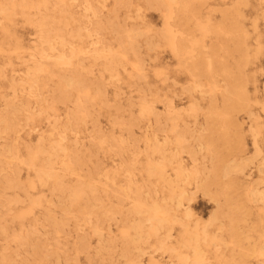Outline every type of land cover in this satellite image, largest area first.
Returning <instances> with one entry per match:
<instances>
[{"label":"rangeland","instance_id":"obj_1","mask_svg":"<svg viewBox=\"0 0 264 264\" xmlns=\"http://www.w3.org/2000/svg\"><path fill=\"white\" fill-rule=\"evenodd\" d=\"M257 2L0 0V264H264Z\"/></svg>","mask_w":264,"mask_h":264},{"label":"bare ground","instance_id":"obj_2","mask_svg":"<svg viewBox=\"0 0 264 264\" xmlns=\"http://www.w3.org/2000/svg\"><path fill=\"white\" fill-rule=\"evenodd\" d=\"M115 2L117 1V0H114ZM165 2H166V4H167V8L165 9L166 11H167V13L166 14H164V18H165V22H166V24L170 27V29H171V31H172V34L170 35V41L172 40V43L174 44V45H177V43H176V41H175V36H174V29H173V25L174 26H176L177 27V23H179V27H182L181 25L182 24H184L185 26H187V29H191L190 28V26H191V23L194 25V28H197V26H199V25H201L202 24V20H203V16H200V14L202 13V9H201V7H192L191 6V8H190V11L187 13V15H186V18H184V17H181V16H179L177 13H176V11H178L179 9H174L175 8V6H176V2H179L180 0H164ZM220 2H222V3H224V4H227V3H229V2H231L232 0H219ZM263 0H258V2H257V6H255L254 7V9H249L247 12H246V14L247 15H250V16H253V17H255L256 16V14H255V12L258 10V7H260V6H262V4H263V2H262ZM253 5H254V3H253ZM252 5V6H253ZM118 10V9H117ZM113 11H116V10H113ZM121 16H124V17H127L128 19L129 18H132L133 16H131V14H128L127 12H125L124 14H122V15H119L118 14V12H116L115 13V15H114V18L115 19H119ZM243 15H240V14H236L235 12H229L228 10L227 11H224V12H222L221 13V15H220V19L222 20V21H227L229 18H231V17H235V18H237L238 20L242 17ZM110 18H112V16H109ZM205 17V16H204ZM214 19V18H213ZM99 21H101V20H99ZM89 23L91 22L90 20L88 21ZM177 22V23H176ZM174 23V24H173ZM257 21L256 20H254V24H255V27L257 28ZM94 24V23H93ZM238 27H240L239 25H238ZM101 28V27H100ZM219 29H221L222 30V32H224V30H223V27H220ZM239 30H242L241 29V27H240V29ZM117 36H119V31H116V33H115ZM130 35H127V37H129ZM123 43H124V41H122V40H120L119 41V44H121V45H123ZM128 44L129 45H133L134 44V41L133 40H131V41H128ZM240 45H242V44H240ZM177 46H179V45H177ZM240 48H243L244 46L242 45V46H239ZM95 50H97V48H95ZM209 67H211L210 66V63H209ZM196 76L195 75H193V78H195ZM204 84L206 85V83H205V81H204ZM203 92V91H202ZM215 102L214 101H211V104H214ZM207 106H208V104H207ZM206 106V107H207ZM210 106V105H209ZM247 106H248V103H247V99H246V97H245V94L244 93H242V95L239 97V99L237 100V103H236V107H234V108H239V109H244V108H247ZM205 107V108H206ZM204 111H205V109H204ZM160 152H162L163 153V150H162V148L160 149ZM163 159H164V157H163ZM162 165H163V162L161 163ZM163 167V166H162ZM161 167V168H162ZM180 167V166H179ZM162 171V170H161ZM161 177H164V176H161ZM227 200H228V198L227 199H225L224 200V203L227 205L228 203H227ZM220 204V203H219ZM160 212H159V219H164V217H165V215H163L164 214V211L163 210H159Z\"/></svg>","mask_w":264,"mask_h":264}]
</instances>
